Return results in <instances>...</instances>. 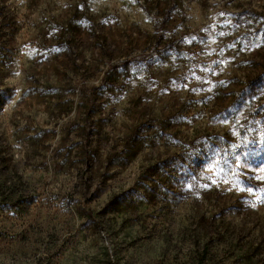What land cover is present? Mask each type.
Listing matches in <instances>:
<instances>
[{
	"label": "rangeland",
	"instance_id": "rangeland-1",
	"mask_svg": "<svg viewBox=\"0 0 264 264\" xmlns=\"http://www.w3.org/2000/svg\"><path fill=\"white\" fill-rule=\"evenodd\" d=\"M0 264H264V0H0Z\"/></svg>",
	"mask_w": 264,
	"mask_h": 264
}]
</instances>
